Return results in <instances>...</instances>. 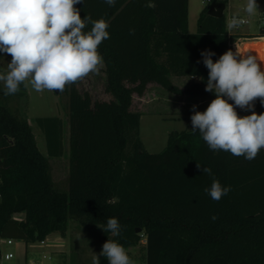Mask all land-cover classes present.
<instances>
[{
    "label": "trees",
    "instance_id": "1",
    "mask_svg": "<svg viewBox=\"0 0 264 264\" xmlns=\"http://www.w3.org/2000/svg\"><path fill=\"white\" fill-rule=\"evenodd\" d=\"M216 3L201 10L195 32L189 30V0H116L114 7L83 0L75 5L81 18L90 15L109 24V39L98 52L112 97L93 101L79 90V81L65 87L69 173L64 189L54 181L51 163V157L63 154L64 119L35 118L46 138L48 155L43 154L28 117L27 87L22 84L16 94L5 96L0 82V239L42 241L53 232L66 236L71 219L91 232L117 218L120 234L101 228L102 240H115L126 250L144 234L147 264H264V148L251 161L214 153L190 129L171 133L166 148L152 153L140 138L139 113L131 110L133 94L143 95L149 83L176 94L215 95L205 91L209 70L201 52H214L215 62L233 51L226 15L208 13ZM258 36H264V25ZM5 55L0 53V72L6 70ZM171 75L192 80L183 89ZM253 103L257 114L264 113L259 98ZM213 178L231 186L218 202L204 191ZM17 212L25 218H15ZM78 260L75 252L72 261Z\"/></svg>",
    "mask_w": 264,
    "mask_h": 264
},
{
    "label": "clouds",
    "instance_id": "2",
    "mask_svg": "<svg viewBox=\"0 0 264 264\" xmlns=\"http://www.w3.org/2000/svg\"><path fill=\"white\" fill-rule=\"evenodd\" d=\"M104 2L109 7L116 4V0ZM80 3L83 0H0V53L11 56L6 70L0 72L5 96L16 94L22 84H30L37 92H63L90 73L99 74L104 61L98 48L109 39V24L90 15L81 18L75 7ZM243 10L252 16L258 10L257 0H247ZM246 23L247 19L234 14L226 27L230 32ZM88 24L92 27L84 32ZM214 55L210 50L201 52L209 70L205 91L216 98L204 112L192 106V131H198L214 153L222 150L251 161L264 148V113L257 114L253 103L259 98L264 105V70L252 55L240 56L228 50L215 62ZM236 107L251 114L239 116ZM197 167L201 168L198 163ZM202 172L213 176L211 168L203 167ZM204 191L218 202L231 186H222L213 178ZM100 228L112 236L121 231L117 218H109L106 227ZM100 255L109 264H133L125 248L112 239L104 243ZM93 264H100L97 255Z\"/></svg>",
    "mask_w": 264,
    "mask_h": 264
},
{
    "label": "rangeland",
    "instance_id": "3",
    "mask_svg": "<svg viewBox=\"0 0 264 264\" xmlns=\"http://www.w3.org/2000/svg\"><path fill=\"white\" fill-rule=\"evenodd\" d=\"M222 1L223 0H189V30H197L199 14L206 5L212 2L219 3ZM230 2L237 8L243 5L240 3V0H230ZM246 3L247 2L244 3V6ZM257 4L258 10L252 16H247V14L243 12L246 14V17L250 18V22L241 25V32H250L253 35L255 34L257 27L261 24L259 18L261 16L260 13H263L264 2L257 0ZM228 13L229 10L226 9L225 15H228ZM250 53H252V51H250ZM9 56L10 55L7 56L6 54L3 57V61L8 63V60L10 61L11 59ZM263 64L260 66H263ZM103 68L104 63L100 72ZM100 72L99 74L92 73L93 77L91 79L86 76L78 82L79 90L82 93L89 92L93 101L110 99L112 97L111 94L104 93L107 76L104 78ZM27 92L29 97L28 117L33 127L39 149L44 154L48 155L46 138L41 128L35 122V118L39 116H61L64 119L63 154L59 157H51L53 179L58 185H63L61 188L64 189V184L66 183L69 173L68 94L66 92L57 93L56 91L48 90L37 92L30 84H27ZM173 94L162 86H159V88H151L148 93H144L143 95H138L136 93L133 94L131 110L139 113L140 138L143 147L149 152L155 153L164 150L169 143L170 133L192 129L191 116L194 112L191 111L189 106L183 107L171 103L172 100H170V98L175 99L174 97L181 99L180 101H184L183 94ZM215 98V95L206 97L205 103H208L207 105H209ZM152 99H155V102L151 103ZM23 214L25 215L24 212ZM67 232L71 235L72 244L74 246L78 247L84 236L87 237L89 241V243H87L85 239L83 240L88 256L86 258L81 257L80 261L93 263L94 255H97L100 264L107 263V258L100 255L105 243V241L102 240V230L100 227L94 231L88 232L77 219H71ZM145 239L146 236L141 234L138 243L126 249L133 264H147L146 256L148 250Z\"/></svg>",
    "mask_w": 264,
    "mask_h": 264
},
{
    "label": "crops",
    "instance_id": "4",
    "mask_svg": "<svg viewBox=\"0 0 264 264\" xmlns=\"http://www.w3.org/2000/svg\"><path fill=\"white\" fill-rule=\"evenodd\" d=\"M261 1L264 2V0ZM245 2H247V0H240V3H242L243 5L237 8L234 6V4L230 2V0H227L226 9L229 10L228 15H226L227 21L231 19V17L234 14H238L240 17H246L245 16L246 14L243 13ZM260 15L261 16L259 20L261 21V24L257 27L255 34H253L254 38L252 40L247 41L246 44L260 42V44L263 46V51H264V36H258L261 26L264 25L263 13H260ZM240 28L241 26L239 28L231 30V32L233 33V37H239L244 34L252 35L250 32H241ZM191 32H195V31H191ZM105 68L106 65L104 62V68L100 72V74H102L104 78H106L107 76ZM261 69L264 70V64L263 66H261ZM88 77H90L91 79L93 77L92 73H90ZM171 79L176 85L180 86L183 89H185L188 86L189 82L192 80V78L189 76H177V75H171ZM106 84L107 82L105 83V85ZM159 86L160 85L157 83H149L145 91V94L148 93L151 90V88H159ZM104 93L110 94L106 91V86H104ZM173 95H177V94L174 93ZM183 95H184L183 98L184 101H180L181 99L174 97L175 99L170 98V100H172L171 103L183 107L189 106L191 111H193L192 106L196 105L195 111L198 112H204L209 106L207 105L208 103H205L206 102L205 98L210 96L189 95V94H183ZM152 102H155V99H152L151 103ZM14 217L19 220H22L25 218V215L23 214V212H17L14 214ZM84 239H86L85 236L81 239V243L77 247L72 244L71 235H69L68 232L66 236H62L59 232H53L44 239L45 241L44 243H42V241L25 242L22 239L4 237L0 239V251H1L0 264H93L90 262L86 263L80 261L81 257L88 256L84 247L85 244H83ZM9 240H12V242H9ZM75 252L77 255H79V260L73 262L72 256L74 255ZM8 253H13V256L7 258L6 254Z\"/></svg>",
    "mask_w": 264,
    "mask_h": 264
},
{
    "label": "built area",
    "instance_id": "5",
    "mask_svg": "<svg viewBox=\"0 0 264 264\" xmlns=\"http://www.w3.org/2000/svg\"><path fill=\"white\" fill-rule=\"evenodd\" d=\"M243 18L247 19L248 23L250 22L249 17H243ZM263 22H264V9H263ZM229 34L232 36L230 44H231L233 53H237L238 55L240 54L239 51L244 47L245 43L254 38L253 35H245V34L239 37H233V33L231 31L229 32ZM9 242H12V240H9ZM44 242L45 241L42 240V243ZM145 242L147 243V239H145ZM12 256H13V253L6 254L7 258L12 257ZM107 264H109L108 260H107Z\"/></svg>",
    "mask_w": 264,
    "mask_h": 264
},
{
    "label": "bare ground",
    "instance_id": "6",
    "mask_svg": "<svg viewBox=\"0 0 264 264\" xmlns=\"http://www.w3.org/2000/svg\"><path fill=\"white\" fill-rule=\"evenodd\" d=\"M252 51V53H250ZM252 55L256 57L257 62L262 65L264 63V51L263 46L259 43L246 44L240 50V56Z\"/></svg>",
    "mask_w": 264,
    "mask_h": 264
},
{
    "label": "water",
    "instance_id": "7",
    "mask_svg": "<svg viewBox=\"0 0 264 264\" xmlns=\"http://www.w3.org/2000/svg\"><path fill=\"white\" fill-rule=\"evenodd\" d=\"M225 9H226V3L219 2L211 6L208 10V13L209 15L220 18L224 16ZM56 92L59 93L58 91ZM138 231H140V229H138ZM0 254H1V251H0Z\"/></svg>",
    "mask_w": 264,
    "mask_h": 264
}]
</instances>
